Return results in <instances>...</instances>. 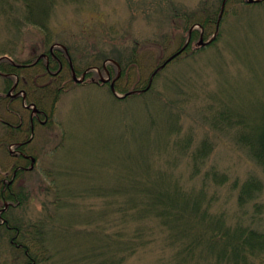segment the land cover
<instances>
[{"label": "rangeland", "instance_id": "obj_1", "mask_svg": "<svg viewBox=\"0 0 264 264\" xmlns=\"http://www.w3.org/2000/svg\"><path fill=\"white\" fill-rule=\"evenodd\" d=\"M40 1L47 3L49 0ZM211 4L216 7L219 1L82 0L73 3L57 0L47 33L22 23L25 12L20 4L11 12L7 7V15L0 12V63L28 62L45 53L50 45L58 44L70 50L77 67L84 72L89 67L98 69L100 65H107L99 56L105 55L106 59L118 63L119 56L130 57L138 45L152 41L161 44L163 38L170 35L167 51L158 49L153 57L141 58L140 67L134 66L129 80L117 84V94L123 96L122 91L131 92L137 81L144 82L150 77L157 67V59H166L176 51L182 33L174 28V12L179 10L204 17ZM234 9L236 16L229 13L222 23L219 41L213 47L202 49L192 59L166 69L154 83L153 95L117 99L108 85L68 84L69 91L62 93L56 103L53 100L57 95L47 98L45 109L51 112L48 111L47 118L37 121L34 135L27 132L31 109L24 108L14 97L23 90L20 80L16 78L20 83L13 92H8L0 77V180L8 183L12 180L14 163V158H6V147L1 143L5 132L1 121L14 126L22 123L26 132L20 141L29 139L28 150L36 157L33 170L15 181V189L29 199L23 207L11 211L15 214L13 217L28 225L48 218L53 211L51 202L62 189L66 197L62 202L76 207L57 214L59 223L53 238L50 237L46 248L37 254L42 259L41 264H103L105 259L109 260L107 264L113 261L117 264H157L162 256L170 255L160 238L132 255L114 251L115 245L96 227L112 235L118 231L116 225L103 223L118 219L113 214L100 219L97 211L106 202L97 195L88 194H96L99 189L128 190L130 172L143 178L146 158L156 150L161 151L155 161L157 168L169 169L182 176L188 188L198 190L201 176L191 181L188 177L189 155L203 140L211 143L214 150L202 167V173L215 168L219 173L228 174L229 182L221 186L211 184L208 195H214L216 207L225 209L229 216L240 211L237 207L239 190L232 188L234 182L242 184L254 174L264 183V169L238 143V128L228 133L217 131L202 115L205 108L215 103L214 99L229 105L236 114L240 110L246 121L254 125L259 124L264 111V9L252 13V9L246 8L252 20H244L245 23L238 21V7ZM211 38L212 34L206 37ZM198 42L191 51L197 50ZM151 58L154 59L151 61ZM98 71H93L96 81H99ZM32 75L28 77L29 82L35 78ZM103 77L107 79L105 74ZM36 79L40 88L48 82L46 78ZM171 85L175 89H171ZM57 88L52 86L48 91L55 92ZM158 96L162 101L155 99ZM39 97L30 94L32 100ZM13 107L21 109V117ZM169 114L177 116L174 128L178 133L172 136L168 127L173 124L166 120ZM189 136L193 139L192 145L186 153H180L174 148L175 141ZM12 143L17 142L9 144ZM8 151L14 152V146L9 145ZM176 156L179 159L172 166ZM2 159H8L9 163H3ZM259 202L264 204V190ZM2 209L0 205V212ZM88 220L98 223L88 226L85 223ZM122 227L128 237L132 229L130 223L126 221ZM261 230L264 231V218ZM10 236L0 228V264H22L24 256L11 245ZM119 241L116 239L117 248ZM98 251L112 254L97 257Z\"/></svg>", "mask_w": 264, "mask_h": 264}, {"label": "trees", "instance_id": "obj_2", "mask_svg": "<svg viewBox=\"0 0 264 264\" xmlns=\"http://www.w3.org/2000/svg\"><path fill=\"white\" fill-rule=\"evenodd\" d=\"M56 1L49 0L44 3L40 0H0V12L7 15V7L11 12L15 7L19 8L18 5L20 4L25 12L22 23L41 28L47 33L50 16ZM64 1L80 3L82 0ZM218 1L219 4L216 7L211 4L203 20L196 13L190 14L179 10L174 12L172 17V21L175 24L174 28H177L179 33L183 34H180L181 41L176 45L178 50L184 47L192 26L200 25L205 31V38L208 34L216 31L217 19L223 0ZM236 6L238 7V21L245 23L246 21L244 20H252V15L246 11V8L252 9L253 13L264 9V2L250 6L246 3V0H227L222 23H224L225 17L229 13L232 16H236L237 10L234 9ZM20 9L17 11L20 12ZM200 33V30H194L191 33L190 45L186 52H190L192 44L198 40ZM221 36L222 29L218 35V41ZM168 37L170 35H166L161 44L152 41L138 45V48H135L130 57L123 59L119 56L116 59L122 68L119 82H127L129 80L134 66L140 67L141 58L153 57L155 55L154 52H158V49L167 51L171 41ZM50 47L45 52L49 57V63L41 60L34 64L36 59L23 63L13 61H2L0 63V72L6 75L3 78L5 89L7 91L10 90L16 83V78H18L23 90L28 95V102L34 103L44 116H49L48 111L51 112L45 109L47 98L52 96V94L53 96L57 95L53 100L56 103L62 93L69 91V88H67L68 84L73 85L72 71L65 52L62 49H54V55H52ZM68 51L70 52L69 49ZM201 51H193L186 58L179 57L171 63V66L192 59ZM105 57V55L99 56V59L106 61ZM71 59L75 72L78 76L81 75L83 72L77 67L72 55ZM153 59L149 60L152 61ZM164 60L163 57L157 59V66L163 64ZM17 65L21 66L18 67ZM108 69L113 71V75L115 74V66L109 65ZM31 74L35 78L32 77L33 79L29 82L28 77ZM93 74L91 75L93 76ZM161 76V73L158 74L154 83ZM36 78H46L48 82L40 88V85L36 84ZM149 78L144 82L141 80L137 81L135 88H146ZM52 86H58L55 92L52 90L48 91ZM170 88L175 89L172 85ZM153 91L154 89L152 88L149 94L153 95ZM122 92L127 93V91ZM31 93L40 96L38 100H32L30 98ZM160 98L158 96L155 99L162 101ZM214 102V104L203 110L204 119L210 123L213 129L220 132L228 133L238 128V143L242 144L248 150V155L264 169V111L259 117V124L254 125L246 121L240 110L236 114L229 105L216 99H214ZM51 107L54 109V104ZM20 110L19 107L15 110L18 117H21ZM176 119L177 116L172 114H169L166 118L169 123L173 124L172 126H167L170 136L178 133V130L174 128ZM36 121L35 118L34 122L36 123ZM3 123H5L2 125L5 132L1 143L6 147L7 153L8 144L22 140V136H25L24 132L26 131H24L22 125L16 128L13 123L7 121H3ZM153 123L150 121L149 124L153 125ZM27 132H30V129ZM25 140L27 141V139ZM192 143L193 139L191 136L185 140L178 139L175 141L174 148L180 153H186ZM28 146L24 145L17 149L29 152ZM167 148H169L168 145ZM213 150V145L207 140H203L189 155L191 164H189L188 177L191 181V178L201 176V186L198 187V190L191 187L188 188V184L183 180L182 176L168 171L169 169L157 168L155 161L159 159L160 156L158 154L161 151L156 150L146 158L145 172L143 173L145 176L143 178H140L133 171L130 172L128 190H125V188H113L110 191L99 189L96 192L95 190L96 194L88 192L89 195H97L98 198H102L106 202L102 209L97 211L100 219H103L108 214H113L114 218L118 219L106 220L103 223V225L109 223L116 225L118 231H115L112 235L104 234L100 226L96 227L103 236L112 241V244L115 245L114 251H121L124 254L129 252L132 255L137 249L146 247L150 243H155L160 238L170 255L162 256L157 264H264V231L261 230L264 218V204L259 202L264 190V183L254 174H250L242 184H238V181L234 182L232 188H238L239 190L237 199L239 213L237 210L233 216H229L225 209H218L215 202L216 198L214 195H208V189L211 184L216 186L227 184L229 176L225 173H219L215 168L202 173V167L211 156ZM6 158L10 159L13 157L7 153ZM175 158V161L171 162L172 166L179 159L177 156ZM21 161V157L14 160L16 162L15 166L20 165ZM2 162L9 163V160L2 159ZM7 186L4 188L0 184V200L5 199L13 203L14 206L4 213L3 217L7 223L0 228L12 235L10 240L14 243V246L17 245L20 248L24 256V262L41 264L42 259L37 254L43 247L46 248L50 237L51 239L53 238L54 231L59 223L57 214L63 209L76 207L62 202V199L64 200L66 197H63V189L59 191L61 186L58 184L56 188H58L59 192L55 193L56 199L51 202L53 211L50 212L49 217L28 225L26 224L27 222L13 218L11 211L23 207L29 197H23L20 192H18L17 196L13 195V187ZM60 193L62 194L60 195ZM126 221L132 227L128 237L122 227V224ZM118 222H120V225H117ZM85 223L89 226L98 222L88 220ZM116 239H120L118 248L116 247ZM104 253L112 254V252L98 251L96 256H102ZM108 261L105 259L103 264H107ZM109 264H117V262L113 261Z\"/></svg>", "mask_w": 264, "mask_h": 264}, {"label": "water", "instance_id": "obj_3", "mask_svg": "<svg viewBox=\"0 0 264 264\" xmlns=\"http://www.w3.org/2000/svg\"><path fill=\"white\" fill-rule=\"evenodd\" d=\"M262 0H248V3L249 4H254V3H259V2H261ZM224 7H225V2L223 3V5H222V13H223V11H224ZM222 13H221V16H220V20H221V18H222ZM218 27H219V23H218ZM215 37H216V34L214 35V37L208 42V43H206V44H204V42H203V40L201 39V41H200V45H209V44H211L213 41H214V39H215ZM185 49V48H184ZM181 52H179V53H177V54H175V55H173V56H171L166 62H165V64L164 65H162L158 70H156V72H154V74L152 75V78L150 79V82H149V84H148V87L146 88V90H144V91H148L150 88H151V86H152V82H153V78L155 77V75L161 70V69H163L168 63H170L172 60H174L179 54H180ZM45 57V55H43V56H41V58H44ZM84 78H85V75L83 76V78H82V80H78L77 79V77H76V75L74 74V81L75 82H77V83H81L83 80H84ZM101 82L102 83H106V82H108V80H105V79H103V78H101ZM112 91L114 92V85H112ZM131 94H133V93H130V94H128V95H131ZM36 111V110H35ZM35 162V160L33 159V163Z\"/></svg>", "mask_w": 264, "mask_h": 264}, {"label": "flooded vegetation", "instance_id": "obj_4", "mask_svg": "<svg viewBox=\"0 0 264 264\" xmlns=\"http://www.w3.org/2000/svg\"><path fill=\"white\" fill-rule=\"evenodd\" d=\"M31 122L33 123V119L31 120ZM18 153H21V155H22V157H23V159H22V163H27L29 160H28V157L29 156H31V155H27V154H25L24 152H18ZM19 171H22V173L21 174H23V173H28V172H31V171H29V168L27 167V166H25V165H19L14 171H13V176H12V179L13 180H15L18 176H17V174H18V172ZM3 183H5V184H7V182H6V180H3ZM9 183H10V181H9ZM8 183V184H9ZM10 186V185H9ZM6 188V187H5ZM5 202H7L6 200H5ZM2 212H0V219H2Z\"/></svg>", "mask_w": 264, "mask_h": 264}]
</instances>
